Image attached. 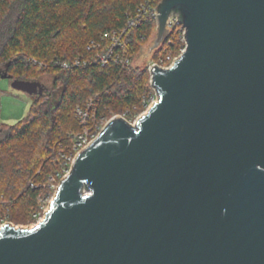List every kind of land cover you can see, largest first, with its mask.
Returning a JSON list of instances; mask_svg holds the SVG:
<instances>
[{
    "label": "water",
    "instance_id": "obj_1",
    "mask_svg": "<svg viewBox=\"0 0 264 264\" xmlns=\"http://www.w3.org/2000/svg\"><path fill=\"white\" fill-rule=\"evenodd\" d=\"M155 11L153 47L171 15L185 28L173 63L150 67L157 99L77 153L36 225L0 226V264H264V0Z\"/></svg>",
    "mask_w": 264,
    "mask_h": 264
},
{
    "label": "trees",
    "instance_id": "obj_2",
    "mask_svg": "<svg viewBox=\"0 0 264 264\" xmlns=\"http://www.w3.org/2000/svg\"><path fill=\"white\" fill-rule=\"evenodd\" d=\"M160 1L0 0V65L17 79L36 80L29 78L34 72L58 75L51 88L31 96L25 117L0 124V193L13 200V222L32 221L41 211L43 185L62 168L61 153L82 130L76 107L93 100L94 119L123 113L133 119L145 110L153 95L149 72L131 64L102 66L95 56L110 45L113 31L121 33L145 7L139 24L121 35V51L132 60L155 30L152 11ZM180 29L166 30L156 60L180 53ZM75 58L81 62L77 66L56 63Z\"/></svg>",
    "mask_w": 264,
    "mask_h": 264
},
{
    "label": "built area",
    "instance_id": "obj_3",
    "mask_svg": "<svg viewBox=\"0 0 264 264\" xmlns=\"http://www.w3.org/2000/svg\"><path fill=\"white\" fill-rule=\"evenodd\" d=\"M144 11H145V7L139 10V12L134 17L129 19L127 22V27L121 33H117L116 31H113L112 41L110 45L106 47V49L103 52L98 53L95 56V62L101 64L102 66H106L111 62L115 64H121L123 66H127L130 64L131 60L129 59V57L125 55L124 50L121 51V49H123V44L121 42V35L127 28L139 24L141 20V15ZM156 14L157 13L155 9H153L152 15L156 17ZM176 18H177L176 15L170 16L167 29H171L174 26H180L181 40L184 43V46L180 51L181 53L185 48V39H184L185 28L183 27L182 23L178 21ZM180 53L177 56H174L172 58L169 56H167L166 58L159 57L156 61H154L150 65V67L153 64H156L160 67L167 68L173 63L174 59L180 55ZM56 63L57 64L59 63V65L63 68H68L70 66H77L81 62L79 58H75L73 61H70V62L63 61V62H56ZM40 65H43V64L40 63ZM150 67H149V70H150ZM156 97H157L156 92L153 89V95L151 96L150 101L148 102L145 110H143L141 113L136 115L133 119H130L126 113L114 114L111 117L102 116L99 119H94L92 115L94 102L91 99L88 102H86L84 105L76 107L75 116L78 119L80 125L82 126V130L78 132L76 135H74L73 143L67 148V152L61 153V156L63 158L62 168L59 170H56L53 174H50L48 176L46 184L43 185V188L46 189V191L44 192V195H42V198H41V204H40L41 211H37L33 213V220L29 221L30 226L28 227H33L34 225L38 223V221L42 220L44 216V211L48 209V204L50 203V201L55 195V191L57 189V186L59 185V180L62 177H65L69 173L71 169L72 161L75 159L77 153L82 148L89 145V143L99 135V133L105 127V125L109 122V120L115 116H120L130 123L133 121L131 124H134L136 120L138 119V117L142 113H144L150 105H152L153 101L157 99ZM30 185L33 186L32 183H30ZM12 204H13L12 199L7 198L3 194L0 193V226L4 224L5 222H9L11 225H15L9 215Z\"/></svg>",
    "mask_w": 264,
    "mask_h": 264
},
{
    "label": "rangeland",
    "instance_id": "obj_4",
    "mask_svg": "<svg viewBox=\"0 0 264 264\" xmlns=\"http://www.w3.org/2000/svg\"><path fill=\"white\" fill-rule=\"evenodd\" d=\"M156 37L155 30L151 32L149 37L140 45L139 49L134 54L130 64L132 67L138 70H147L150 75L149 67L156 61L157 47H153ZM152 46V47H150ZM9 74L4 65H0V76ZM58 75L53 73H31L29 78L40 80L47 89L51 88L54 79ZM11 80L8 78L0 77V124L2 123H16L29 113L30 105L33 97L29 96L25 92L16 90L11 87ZM133 122V121H132ZM131 122V123H132ZM15 227H28L30 222H14Z\"/></svg>",
    "mask_w": 264,
    "mask_h": 264
},
{
    "label": "flooded vegetation",
    "instance_id": "obj_5",
    "mask_svg": "<svg viewBox=\"0 0 264 264\" xmlns=\"http://www.w3.org/2000/svg\"><path fill=\"white\" fill-rule=\"evenodd\" d=\"M54 92H53V96H55L56 95V91L55 90H53Z\"/></svg>",
    "mask_w": 264,
    "mask_h": 264
}]
</instances>
